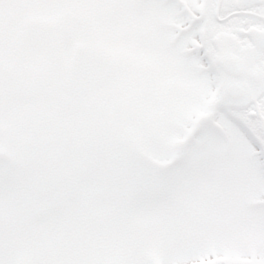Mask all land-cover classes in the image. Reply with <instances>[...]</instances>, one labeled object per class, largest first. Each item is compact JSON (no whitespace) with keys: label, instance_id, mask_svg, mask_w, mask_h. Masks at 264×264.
<instances>
[{"label":"rangeland","instance_id":"1","mask_svg":"<svg viewBox=\"0 0 264 264\" xmlns=\"http://www.w3.org/2000/svg\"><path fill=\"white\" fill-rule=\"evenodd\" d=\"M106 1L102 47L119 72L91 96L90 114L75 106L70 119H54L49 103L24 97L13 98L7 110L0 95V264H148L154 251L146 241L170 240L176 229L182 231L173 236L182 242L169 256L193 254V245L207 249L210 243L198 246V240L220 253L242 239L230 232L244 223L230 216L229 179L218 166L230 163L229 170L243 175L252 147L227 117L211 113L209 71L189 73L178 52L184 35L176 28L169 30L167 59L143 55L163 47L160 31L149 28V0ZM116 5L123 10L121 34ZM180 19L169 14L171 23ZM133 49L138 55L129 54ZM149 61L160 72L166 67L165 78L155 79L165 84L163 99L148 93ZM124 139L136 150L121 145ZM181 147L182 164L155 170ZM259 236L264 239V228Z\"/></svg>","mask_w":264,"mask_h":264},{"label":"flooded vegetation","instance_id":"2","mask_svg":"<svg viewBox=\"0 0 264 264\" xmlns=\"http://www.w3.org/2000/svg\"><path fill=\"white\" fill-rule=\"evenodd\" d=\"M149 1V28L157 35L160 31L163 47L157 48L156 53L147 51V55H143L167 59L169 30L178 29L184 35L185 45L178 51L180 61L187 68L192 67L189 73L193 77L199 76L202 69L210 73L211 113L218 111L227 117L246 137L252 150L241 176L239 171L234 174L229 170L230 163L218 166V172H224L229 179L226 197L230 216L233 221L239 219L244 223L243 227H235L230 232L241 235L242 239L230 240L226 251L220 253L211 242L198 240L194 241L198 246L210 243L207 249L200 251L193 245L188 247L192 248L193 254L185 255L183 250L182 256H169V249L182 242L173 236L182 230H172L173 240L146 241L148 249L154 251L149 256L154 262L148 264H264V239L259 236L264 227H257L259 223L264 226V0H245L243 5L239 0ZM106 2L0 0V77L3 78L0 95L7 97V110H10L8 105L13 98L24 97L29 101L42 99L43 104L49 103L54 119L61 115L70 119L75 106L83 110L88 107V114L91 113L96 106L91 96L97 91L84 100L74 101L63 92L62 85L75 46L105 50L102 45L106 41ZM116 7V29L121 34L123 10ZM170 13L181 18L178 23L169 22ZM128 24L126 22V26ZM151 48L149 51L153 50ZM133 52L138 55L134 49L129 54L133 55ZM146 66V77L151 81L148 82V93L153 99H163L165 84L159 81L157 85L155 79L165 78V65L161 72L150 61ZM19 111L24 117L31 115L28 111ZM179 151L184 152V149L181 147ZM161 231L169 229L163 227ZM26 261L24 264H30Z\"/></svg>","mask_w":264,"mask_h":264},{"label":"water","instance_id":"3","mask_svg":"<svg viewBox=\"0 0 264 264\" xmlns=\"http://www.w3.org/2000/svg\"><path fill=\"white\" fill-rule=\"evenodd\" d=\"M244 2L239 0L240 5ZM116 72L117 65L110 54L100 48L78 45L70 58L62 90L73 100H81L95 90L104 88L113 80ZM86 112H89V108H86ZM183 157V153L177 154L165 164L158 165V168L169 170L180 163Z\"/></svg>","mask_w":264,"mask_h":264}]
</instances>
